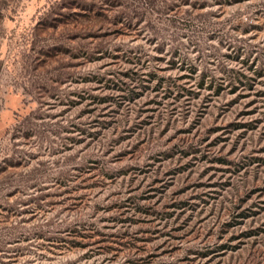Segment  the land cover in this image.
Instances as JSON below:
<instances>
[{"label":"rangeland","instance_id":"1","mask_svg":"<svg viewBox=\"0 0 264 264\" xmlns=\"http://www.w3.org/2000/svg\"><path fill=\"white\" fill-rule=\"evenodd\" d=\"M0 264H264V0H0Z\"/></svg>","mask_w":264,"mask_h":264}]
</instances>
